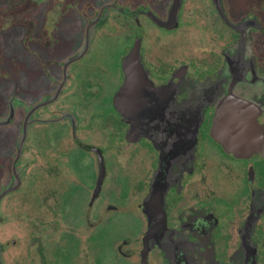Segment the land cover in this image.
<instances>
[{"label": "flooded vegetation", "instance_id": "obj_1", "mask_svg": "<svg viewBox=\"0 0 264 264\" xmlns=\"http://www.w3.org/2000/svg\"><path fill=\"white\" fill-rule=\"evenodd\" d=\"M111 1L118 6L94 31L86 53L68 64L59 96L48 101L64 77L65 62L83 45L89 19ZM172 1L129 0L124 7L107 0L74 37L53 28L50 43H42L40 34L32 54L21 44L22 57L31 56L23 69L31 68V74L28 68L26 75L0 72V128L16 129L13 137L0 136L1 264H9L12 245L22 251L14 264H36L29 254L33 246L43 264H104L102 240L118 219L129 225L110 238L114 264H264V204L254 200L264 189V137L259 151L241 156L213 134L226 98L249 99L264 129V0H181L177 25L169 28L153 17L166 20ZM114 28L121 32L113 63L103 54L93 58V48L100 42L104 50ZM134 46L142 63L135 69L139 95L160 89L184 104L192 89L198 120L193 166L169 188L165 225L148 240L151 220L143 202L159 153L135 127L137 107L125 103L127 120L124 103L115 98L123 59ZM31 108L33 122L16 157ZM108 193L113 197L106 198ZM116 193L128 203L117 201ZM135 194L140 202L134 213L120 211L133 205ZM104 209L111 213L104 215Z\"/></svg>", "mask_w": 264, "mask_h": 264}, {"label": "water", "instance_id": "obj_2", "mask_svg": "<svg viewBox=\"0 0 264 264\" xmlns=\"http://www.w3.org/2000/svg\"><path fill=\"white\" fill-rule=\"evenodd\" d=\"M180 2L181 0L172 1L166 20H160L156 17H153V19L162 26L176 27ZM216 4L218 5L217 1ZM117 6L116 1L105 3L89 19L86 25L84 43L78 53L65 62L64 77L59 82L58 90L48 101H53L59 96L62 85L67 79L66 69L68 64L86 53L94 31L107 21L110 9ZM138 49V46H134L123 59V84L115 98L124 103V105L128 102L130 105L137 107L138 112L133 115L138 116L139 126L135 127L150 139L159 153V166L152 178L149 196L143 202V211L149 215L151 220L146 235L148 240V237H156L165 225L164 208L169 188L178 185L183 173L190 171L189 169L193 166L198 120L195 116V92L192 89L188 94L187 102L184 104H180L173 101L169 96L163 95L160 89L151 93L148 91L146 96L144 93L142 96L139 95L135 88L141 78L140 73L135 70L142 65ZM250 102L249 99L248 101H235V99L226 98L218 106V113L215 117L213 128L214 136L219 141H229L230 143L226 148L241 156L259 151L264 137V129L257 120L259 113ZM128 107V105L120 106L122 115L127 120L129 119V114L126 112L129 109ZM33 109H28L24 120L17 145L16 157L22 153L28 129L33 122L31 118ZM13 113L11 112L10 115H13ZM102 179L103 174L100 173L96 191H98ZM254 200L258 204H264V189L261 190L259 195H255Z\"/></svg>", "mask_w": 264, "mask_h": 264}, {"label": "rangeland", "instance_id": "obj_3", "mask_svg": "<svg viewBox=\"0 0 264 264\" xmlns=\"http://www.w3.org/2000/svg\"><path fill=\"white\" fill-rule=\"evenodd\" d=\"M106 1L107 0H0V72L3 71L2 74L5 75L7 70L10 72V74H12V76H18L20 74L26 75L25 70H27L28 67L25 69H23V67L27 64H31V56L26 55L25 53V56L22 57L24 53V47L22 48L21 44H24L25 46L27 45L25 49L27 50L28 48V53L32 54V48L35 42L39 40L38 37L40 34V37L43 38L42 43L47 45L50 43V33L53 32V28H59V32H63V36L65 37H70L71 35L73 36L75 34L74 32L77 31V28L84 26L85 21L91 16L92 12H94L97 7ZM118 1L122 3L124 7L128 6L129 4V0ZM114 29L115 34L109 36L108 40H105L106 48L104 50H102L103 47H100V42L99 45L97 44L98 46L96 45L93 48V58H100V55L103 54V56L106 57V62L109 61V64L113 63V52L117 49L116 36L121 32L120 29ZM102 43H104V40ZM28 69V74H31V68ZM1 85L2 84H0V86ZM6 133L13 137L16 134V129L11 128L8 130L7 128H0V136ZM109 176L110 177L106 183L107 185H110L112 181L111 175ZM116 196L117 197L115 199H117V201L120 203H128L126 199H123L121 193H116ZM105 197L112 198L113 195L108 193L105 194ZM139 202L140 201L135 194L132 198L133 205L126 207L119 206V210L122 212L127 211L134 213ZM70 212L74 214V218L80 217L75 208H70ZM103 213L106 215L111 212H108L106 209H104ZM88 217L91 219V221H94V212L89 211ZM127 219L129 218L127 217L123 220L127 221ZM121 220L118 219V226L116 223L108 230L109 233H106L108 238L103 237V247L101 249V255L103 258L101 261H103L104 264H114V262H112L113 255L109 246L110 238L112 240V238H114L113 236L123 231L124 225H129L125 222L123 223V221L121 222ZM128 230L132 231V228L128 227ZM75 232H78V230H75ZM88 232L91 231L88 230ZM21 252V249L14 245L9 247V264H14L13 261L15 260L16 255H20ZM29 254L36 264H43L38 253L37 246L30 248ZM115 263L123 264L122 262Z\"/></svg>", "mask_w": 264, "mask_h": 264}]
</instances>
